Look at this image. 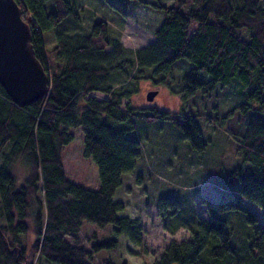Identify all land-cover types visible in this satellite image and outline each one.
<instances>
[{
  "label": "trees",
  "instance_id": "16d2710c",
  "mask_svg": "<svg viewBox=\"0 0 264 264\" xmlns=\"http://www.w3.org/2000/svg\"><path fill=\"white\" fill-rule=\"evenodd\" d=\"M15 1L49 85L41 98L20 106L0 83V264H128L119 238L139 245L143 227L120 215L126 204L115 195L142 155L140 141L129 136L138 121L170 119L197 152L208 144L200 122L235 136L240 161L223 188L264 208V0H139L166 16L154 42L134 50L111 35L106 20L76 31L83 20L71 0ZM49 30L52 47L44 40ZM181 63L187 68L175 77ZM142 80L170 91L177 83L183 103L177 115L132 104ZM226 90L247 98L223 109ZM228 119L235 125L227 127ZM78 127L83 153L98 167L95 189L65 173L63 149L74 139L70 128ZM19 162L24 167L17 171ZM170 200H158L163 219L173 214ZM205 203L207 217L189 218L192 239L171 241L154 264H264V221L257 213L231 201ZM85 221L114 226L93 250L83 244L91 237L82 234L90 226ZM172 221L175 229L185 221L178 209ZM101 246L111 250L98 258Z\"/></svg>",
  "mask_w": 264,
  "mask_h": 264
},
{
  "label": "rangeland",
  "instance_id": "374dc122",
  "mask_svg": "<svg viewBox=\"0 0 264 264\" xmlns=\"http://www.w3.org/2000/svg\"><path fill=\"white\" fill-rule=\"evenodd\" d=\"M71 1L76 3L83 20L81 25L75 28L76 31L89 32L95 22L106 20L109 23L111 35L119 36L124 45L131 50L154 42V32L166 16L162 11L142 7L139 0ZM162 1L167 4L172 2V0ZM44 40L47 47L55 44L53 30L44 33ZM175 66V77L179 75L181 69L187 68L184 63ZM177 89L179 85L175 83L173 90ZM151 90H157V94L154 100L149 101L147 94ZM227 90L219 102L223 109L230 108L234 103L247 98V95L235 96L234 92ZM174 91L162 85L156 87L149 80H142L131 102L137 106L163 108L177 115L183 103ZM93 94L98 98L102 96L100 92H93ZM197 99L198 97L194 100L198 102ZM213 100L214 98L209 99L210 102ZM190 104L188 102L185 106ZM192 106L195 107V105ZM228 121L227 127L235 125L232 119ZM200 125L208 140L203 152L193 150L170 119L138 121L136 128L129 133L131 138L140 141L142 155L137 159V165L133 171L123 173V184L118 188L115 199L123 200L126 204L120 215L140 221L143 227V241L135 245L124 236L119 238L120 252H123L128 264H154L171 241L192 239L191 228H194L195 224L194 221L189 222V218L193 213L203 218L208 216L205 203L208 197L217 204L220 201H231L252 209L257 213L259 221H264V208L244 198L236 188L233 190L223 188L225 187L223 183L227 179L226 174L240 161L239 152L231 140L236 141L235 136H228L225 131H220L204 122H200ZM70 130L74 134V139L63 149L66 176L95 189L99 185L98 167L92 157L85 156L83 153L82 127L70 128ZM16 165L17 171L24 167L20 162ZM167 197L175 199L170 200L167 206L168 211H173V214H170L171 218L163 219L158 200ZM177 209L180 219L185 221L178 229H175L177 223H173L172 219L177 218ZM85 225L88 227L81 230L82 234L89 233L91 237L83 244L92 250L103 235L114 228L113 224L100 228L86 221ZM99 249V252H95V256L102 258L107 256L111 247L101 246Z\"/></svg>",
  "mask_w": 264,
  "mask_h": 264
},
{
  "label": "water",
  "instance_id": "95a60500",
  "mask_svg": "<svg viewBox=\"0 0 264 264\" xmlns=\"http://www.w3.org/2000/svg\"><path fill=\"white\" fill-rule=\"evenodd\" d=\"M0 83L12 100L25 106L48 90L49 77L31 44V31L15 0H0ZM157 90L147 94L154 100Z\"/></svg>",
  "mask_w": 264,
  "mask_h": 264
}]
</instances>
